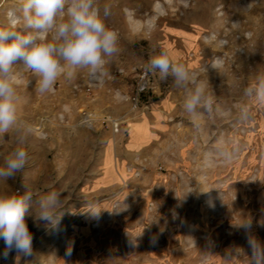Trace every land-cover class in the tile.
<instances>
[{"label": "rangeland", "instance_id": "374dc122", "mask_svg": "<svg viewBox=\"0 0 264 264\" xmlns=\"http://www.w3.org/2000/svg\"><path fill=\"white\" fill-rule=\"evenodd\" d=\"M20 3L0 0V28ZM97 3L110 5L106 24L118 33L103 84L80 71L40 95L31 73L18 77L19 116L33 125L29 159L0 193L67 192L57 228L27 219L31 255L5 259L0 240L3 264H247V234L236 223L250 218L264 243V110L250 105L241 121L240 109L243 88L264 73V0ZM161 48L207 85L221 112L194 120L182 90L144 71ZM85 117L90 126H78ZM15 139L0 141V163ZM221 140L239 144L231 162L215 154Z\"/></svg>", "mask_w": 264, "mask_h": 264}, {"label": "clouds", "instance_id": "9594fccd", "mask_svg": "<svg viewBox=\"0 0 264 264\" xmlns=\"http://www.w3.org/2000/svg\"><path fill=\"white\" fill-rule=\"evenodd\" d=\"M18 11L19 15L17 10H9L8 27L0 28V141L10 132L16 135V147L3 156L0 163V182L3 183L21 173L29 159L26 145L33 125L19 116V75L31 73L40 95L53 92L58 80L74 79L80 71H86L92 84L101 85L107 75L105 65L119 52L118 33L106 24L111 15L110 5L101 8L97 0H21ZM21 26L22 30H18ZM217 43L224 46L227 42L219 40ZM211 67L215 68V61ZM144 71L157 74L161 81L171 80L174 88L182 90L183 110L194 120L202 113L221 112L207 85L168 50L154 51ZM243 97L248 103L241 106V121L251 118L250 105L264 110V73H258L243 88ZM116 99L123 98L117 93ZM90 124V118L85 117L78 126ZM195 128L199 133V123ZM239 150L237 141L221 140L215 154L228 163ZM65 192L51 187L40 195L25 186L23 193H0V240L4 242L5 259L13 251L32 254L33 237L28 218L37 225L46 222L54 229L58 227L66 203ZM87 211L95 216L101 209L88 204ZM236 227L247 234L250 250V255H246L247 264H264V243L252 234L251 219L242 218ZM241 254L242 250H236L237 256ZM66 255H71L70 249Z\"/></svg>", "mask_w": 264, "mask_h": 264}, {"label": "built area", "instance_id": "2783aa9c", "mask_svg": "<svg viewBox=\"0 0 264 264\" xmlns=\"http://www.w3.org/2000/svg\"><path fill=\"white\" fill-rule=\"evenodd\" d=\"M0 264H3L2 257L0 256Z\"/></svg>", "mask_w": 264, "mask_h": 264}]
</instances>
